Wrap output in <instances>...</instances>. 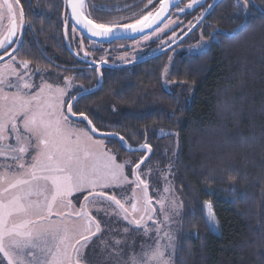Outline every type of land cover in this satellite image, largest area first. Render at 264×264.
Instances as JSON below:
<instances>
[{
	"label": "snow or ice",
	"instance_id": "1",
	"mask_svg": "<svg viewBox=\"0 0 264 264\" xmlns=\"http://www.w3.org/2000/svg\"><path fill=\"white\" fill-rule=\"evenodd\" d=\"M203 3L204 0H190L181 7L180 0H136L120 9L129 15L101 22L95 18L96 13L110 11L104 5L91 0H63L62 18L66 25L72 24L71 44L79 39L74 55L79 58L82 53L81 62L97 73L95 83L86 87L74 83V76L64 77L59 84L51 83L47 79L53 75L51 71L33 68L27 58L18 59L24 30L30 24L21 0H0V264H87V250L104 232L106 219L111 218L127 224L123 229H109L119 233L112 236L110 246L107 240L102 242L110 256L120 258L117 264H174V226L184 214L183 201L170 179L175 176L176 151L165 169L160 170L157 185L162 180L163 188L154 186L150 182L153 169L145 171L142 167L153 154L147 129L144 142L130 144L118 132H101L86 111H76V105L91 94L93 87H101V69L112 50L102 49L105 55L97 59L88 49L99 48L103 42L133 38V44L118 48L132 49L131 57L127 53L118 57L124 64H131L136 62L142 45L167 31L171 36L161 40L158 47L167 44L171 50L201 28L200 39L193 46L194 54L201 55L213 42L245 41L243 21L231 30L205 24L215 4L204 8ZM137 4L138 10L132 11ZM250 6L258 7L254 0H236L234 15L247 13ZM196 7L202 11L194 17L195 23L188 21V31L178 36L172 26L182 23L180 14H190ZM205 28L212 29L208 39L203 37ZM132 34L141 38L135 39ZM172 59L169 57V61ZM172 70L170 63L165 66L162 85L180 84L191 90L187 80H168ZM62 71L83 69L65 67ZM55 75L59 78L60 73ZM37 76L39 83L35 82ZM173 99L179 103L178 96ZM219 106L228 108L226 101ZM158 115L175 116V111ZM159 134L176 136L178 148L179 133L160 129ZM110 138H117L129 152L144 154L134 163L132 158L120 161L118 152L107 147ZM225 143L232 146L235 142ZM214 172L208 179L214 178ZM235 179L229 177V182ZM204 206L209 209L205 226L218 234L212 206L208 201ZM133 230L152 243L142 242L137 250L134 241L128 240ZM122 245L127 247L126 258Z\"/></svg>",
	"mask_w": 264,
	"mask_h": 264
},
{
	"label": "trees",
	"instance_id": "2",
	"mask_svg": "<svg viewBox=\"0 0 264 264\" xmlns=\"http://www.w3.org/2000/svg\"><path fill=\"white\" fill-rule=\"evenodd\" d=\"M188 1L183 0L180 6ZM91 2L110 9L96 13L95 18L103 22L129 15L120 9L136 0ZM21 3L30 27L24 30L18 58L51 71L53 75L47 77L51 83L74 76L76 84L93 85L97 73L75 57L66 41L72 24L66 25L62 18L63 0ZM212 3L215 7L205 24L231 30L243 21L246 39L213 42L202 55H174L167 78L187 80L191 90L180 84L162 85L161 76L169 54L192 45L200 38L201 28L171 50L128 66L104 65L101 87H93L91 94L81 98L76 111H86L101 132H118L130 144L144 142L146 128L153 154L145 164L164 166L176 145L172 180L184 214L174 264H264V0H254L258 7L250 6L243 15H234L236 0H204L203 7ZM139 7L137 4L132 11ZM201 11L196 7L190 14L184 13L183 21L192 20ZM211 30L204 29L205 39ZM120 42L124 41L104 44ZM65 67L83 72L62 71ZM55 73H60L59 78ZM174 96L179 97V103ZM225 101L227 110L219 106ZM172 111L175 116L158 115ZM160 129L179 133L178 148L177 137H161ZM110 139L107 147L118 152L119 160L135 161L144 154L129 152L117 138ZM226 140L235 143L230 146ZM213 170L214 178L208 179ZM229 177L236 179L230 183ZM205 201L217 218L218 234L205 226L209 211Z\"/></svg>",
	"mask_w": 264,
	"mask_h": 264
},
{
	"label": "rangeland",
	"instance_id": "3",
	"mask_svg": "<svg viewBox=\"0 0 264 264\" xmlns=\"http://www.w3.org/2000/svg\"><path fill=\"white\" fill-rule=\"evenodd\" d=\"M189 2H190V0L186 3H184L183 6ZM190 12H193V10H190ZM183 16H184V13L179 15V20L182 21V23H180L179 25H173L172 29H171V30L177 31L178 36H180V37H183L184 33L188 31V29L186 27L188 22L183 21V18H182ZM172 18L176 19L175 16H173ZM192 21H193V23H195L194 18L192 19ZM165 23H167V21H165ZM162 26L163 25L161 24V27ZM168 36H171V31H167L166 35L162 34L159 38H153V40L151 42H148V43L142 45L141 51L137 54L138 58H137L136 62L145 58V57H148L150 55L160 53L166 49H169L167 44L164 45L163 47H158V45H160V43H161V40H166ZM65 37L67 38L66 41H67V43L71 49V52L74 54L77 50V44L79 43V39H77L75 44H71V41H72L71 31H70L69 37L66 34H65ZM140 38L141 37H138L136 39H140ZM199 39L200 38H197V40L192 45L190 43L189 46L180 47L178 49H175L174 51H172L169 54V57H173L174 55L182 53V52H183L182 54H185V55L194 54L195 49L193 46L198 42ZM85 43H87V41H85ZM133 43H134V39L133 40H127V41L120 42V43H113V44H103L102 43L99 46V48H89L88 51H90L95 58L99 59V57L105 55V53L102 51V49H111L112 51L110 53H108L109 58H108L107 64L116 65V66H128V65H131L133 63L124 64V62L119 60L118 57L124 55L125 53H127L128 56L131 57L132 56V49L131 48H124V49L118 50V48L120 45H131ZM70 44H71V46H70ZM151 44H153V46H151ZM154 44H155V46H154ZM2 54L3 53L0 52V55H2ZM76 58L78 60L82 61L83 60V54L81 53L80 57L79 58L76 57ZM169 63H170V61L168 60V64ZM32 67L36 68L34 66H32ZM35 82L39 83V77L38 76L35 78ZM174 150L176 151V145L174 146L173 151ZM173 151L167 156V163L164 166H159L157 164L156 165L144 164L142 166L143 170H145V171H147L149 168L153 169V173L150 177V182L154 186H159L161 189L164 186L163 181L160 180L159 184L157 185L158 178L160 177V170L165 169V166L169 163V159L173 157ZM123 160H120V161H123ZM134 162L135 161H133V163ZM173 171H174V168H173ZM170 179H172V177ZM177 221H178V223L174 227L177 229L176 236H177V250H178L179 238H180L181 229H182V227H181L182 217H178ZM104 227H105V230L102 233V235H100L98 239L94 240L93 247L88 249L86 252L87 264H117V261L120 260L119 257L110 256L109 255V249L105 248V246L102 242L107 240L108 244L110 246L112 236L119 235V233H117L115 231L110 232L109 229H113V230L123 229V228L127 227V224L124 222H118L115 218H111V219H106ZM128 240L134 241V244L136 245L137 250H139V246L142 242H147L149 244L152 243V241L148 237H144L142 234H139L134 230L130 231V233L128 234ZM122 247L125 248V258H126L127 247H126V245H122ZM177 250L173 256V261H174L175 255L177 253Z\"/></svg>",
	"mask_w": 264,
	"mask_h": 264
},
{
	"label": "water",
	"instance_id": "4",
	"mask_svg": "<svg viewBox=\"0 0 264 264\" xmlns=\"http://www.w3.org/2000/svg\"><path fill=\"white\" fill-rule=\"evenodd\" d=\"M182 1H183V0H180V3H181ZM68 11H70V9H69ZM85 35H87V34L85 33ZM132 36H133L135 39L138 38V37H140L139 34H132ZM125 40H133V38L112 39L111 42L125 41ZM111 42H110V43H111ZM104 43H109V42H103V44H104Z\"/></svg>",
	"mask_w": 264,
	"mask_h": 264
},
{
	"label": "flooded vegetation",
	"instance_id": "5",
	"mask_svg": "<svg viewBox=\"0 0 264 264\" xmlns=\"http://www.w3.org/2000/svg\"><path fill=\"white\" fill-rule=\"evenodd\" d=\"M183 2V1H182Z\"/></svg>",
	"mask_w": 264,
	"mask_h": 264
}]
</instances>
